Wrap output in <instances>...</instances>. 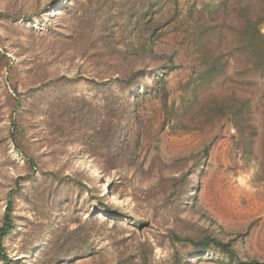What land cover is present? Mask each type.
I'll return each mask as SVG.
<instances>
[{
    "label": "rangeland",
    "instance_id": "rangeland-1",
    "mask_svg": "<svg viewBox=\"0 0 264 264\" xmlns=\"http://www.w3.org/2000/svg\"><path fill=\"white\" fill-rule=\"evenodd\" d=\"M247 20L264 0H0V264H232L182 240L206 236L264 264V104L251 148L210 112L264 99ZM214 26L230 62L205 83Z\"/></svg>",
    "mask_w": 264,
    "mask_h": 264
},
{
    "label": "trees",
    "instance_id": "trees-1",
    "mask_svg": "<svg viewBox=\"0 0 264 264\" xmlns=\"http://www.w3.org/2000/svg\"><path fill=\"white\" fill-rule=\"evenodd\" d=\"M251 1V0H250ZM227 0H223V4H226ZM251 3V2H250ZM218 5L217 7H219ZM226 6V5H224ZM252 8L251 4L247 5V12H250ZM258 22L252 23L247 20L242 26L239 27L237 31V35H235L240 41H246L243 44V49H240L239 52H244V45L247 51L250 53L251 58L248 60V64H252V66L256 69V71H260L261 74L264 73V33L262 32L261 27H259ZM204 27V26H203ZM212 27V32H207L209 34L206 41H202V51L204 56L207 58L203 63V71L200 74V78L204 80V82H211L215 80L219 76L226 77L227 66L229 64V59L224 57L226 56V49L231 48L232 43L229 39L224 38L229 34L225 31H214ZM219 27V26H218ZM228 46V47H227ZM217 51V54H215ZM236 59V58H235ZM144 73L139 72L137 76H142ZM135 77H131L132 83H135ZM164 80L160 79V82ZM244 81H242L243 83ZM214 102V105H213ZM212 106L210 108V112L215 110L219 112V110L226 111L227 119L231 120L235 128L237 129L238 137H241V141L244 143V148H251L252 143H254L256 139L257 131V122L254 120L255 112L259 111L261 104H264V99H256L254 94L240 95L233 89V91L225 94L222 100H215L211 102ZM260 143L264 149V130L261 133ZM240 139V138H239ZM13 206L14 202L11 198L8 202L7 212L5 214V218L3 223L0 225V254L4 255L6 258L4 239L5 237L14 230V218H13ZM192 245L195 246L196 252H205L212 250L213 248H217L221 253L226 254L233 264H261L257 259H252L249 261H244L242 259L237 250L234 248L230 241H223L213 236H206L201 240H195L192 238H182ZM175 264H184L182 259H179Z\"/></svg>",
    "mask_w": 264,
    "mask_h": 264
}]
</instances>
